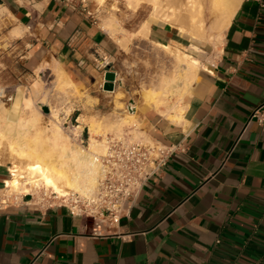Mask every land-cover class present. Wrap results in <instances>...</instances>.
Segmentation results:
<instances>
[{
    "label": "crops",
    "instance_id": "1",
    "mask_svg": "<svg viewBox=\"0 0 264 264\" xmlns=\"http://www.w3.org/2000/svg\"><path fill=\"white\" fill-rule=\"evenodd\" d=\"M96 14L86 0H0V59L29 73L54 65L88 87L121 50ZM179 30L153 24L148 40L190 46ZM202 49L181 118L129 100L143 139L182 149L116 228L93 236L85 217L27 196L0 209V264H264V124L250 120L264 109V0H242L217 45ZM9 173L0 165V185Z\"/></svg>",
    "mask_w": 264,
    "mask_h": 264
},
{
    "label": "rangeland",
    "instance_id": "2",
    "mask_svg": "<svg viewBox=\"0 0 264 264\" xmlns=\"http://www.w3.org/2000/svg\"><path fill=\"white\" fill-rule=\"evenodd\" d=\"M86 1L92 10L96 11L100 26L107 28V24L112 23L110 29H104L115 41L118 42V38H121L119 56L112 67L113 71H109L115 73V80L118 82L115 81L113 90H106L104 88L106 76L101 74L98 80L88 87L73 84L62 87L56 77L54 65L45 64V70L29 73L14 56L7 55V58L1 56L0 124L5 130L6 138L0 143V165L8 168L10 178L13 176L10 165L14 163L25 168L28 159L12 153L8 147L9 141L20 142L25 132L27 136L32 137L38 128L52 120L58 119L63 132L70 136L74 143L84 148L89 147L91 137L104 142L108 136L130 132L136 138L148 139L142 129V123L136 116L126 122L129 116L128 108L130 103H133H129V100H135L139 104L147 89H158L163 79L178 77V56L190 48L196 50L194 56L201 55L202 48L206 51L211 50L217 45L226 28L225 26L217 28V22L223 18V13L220 6L214 4V0H199L190 11H183L176 6L183 2L180 0L176 7L166 6L158 14L159 18L165 22L163 24H171L184 30L190 39L195 35L202 43L191 41L188 49L171 46L165 49L151 43L148 36L142 38L134 34L150 15L151 7H140L135 10L127 5L126 0H108L102 6L97 0ZM192 15L198 23H194ZM199 24L203 26L200 27ZM64 77L70 79L65 73ZM169 99L173 102L176 97L170 95ZM33 112H38L39 115L37 126L31 124ZM117 125H122V130L118 131L115 128ZM28 177L25 174L20 176L23 178L21 180ZM2 186L3 184L0 185ZM26 186L31 190L30 195L34 196V200L41 199L44 191L48 197L54 195L52 190H46L41 186L39 188L31 184ZM10 188L14 195H23L21 193L25 192L24 190L21 192L19 187Z\"/></svg>",
    "mask_w": 264,
    "mask_h": 264
},
{
    "label": "bare ground",
    "instance_id": "3",
    "mask_svg": "<svg viewBox=\"0 0 264 264\" xmlns=\"http://www.w3.org/2000/svg\"><path fill=\"white\" fill-rule=\"evenodd\" d=\"M107 1L108 0H97L100 6L104 5ZM179 1L180 0H126L127 5L135 10L140 7H151L152 9L148 18L143 21L138 31L134 33L135 36L145 38L148 36L153 24L165 23L159 18L158 14L161 13L166 6H175ZM182 1L183 2H180L176 6L183 9V11L193 10L194 3L199 2V0ZM241 1L242 0H214V4H218L223 13V18L217 22V28L220 29L229 24ZM192 19L195 21L194 15H192ZM201 22L202 20L199 21V23ZM194 23L198 22L195 21ZM111 24H107L108 29H110ZM202 26L200 25V27ZM179 31L185 34L183 32L184 30ZM191 41L202 43V40H198L195 35L191 36ZM119 42L120 40L118 43ZM161 45L165 49L170 48V45ZM188 48L189 47H187V49ZM194 53H196V50L190 48L186 53H182L183 55L178 56V77L163 79L160 88L147 89L144 92L142 97L147 104L155 107H158L160 104H162V106L168 104L176 113L171 118H181L180 115L183 109L181 102L185 94H187L192 87L201 63L199 58L193 55ZM56 73L58 82L62 87L73 84L71 79L64 77L65 72L62 69L57 67ZM170 95H174L176 100L171 102L169 99ZM134 109L135 103H130V107L128 108L129 116L126 118V122L133 119L135 116L136 111ZM57 120L45 123L43 127L38 128L32 137L27 136L25 132L20 142L14 140L9 141L8 147L12 153L14 152V154L28 159L25 168L14 163L10 165L13 176L7 179L5 183L10 191H13L10 187H19L21 192L24 190V193H27L30 189L26 185L31 184L33 187L39 188L41 186L46 188V190L50 189L61 196L72 191L79 192L83 195H91L95 192L98 179L102 174L103 167L100 157L106 152L105 143L107 139L103 142L91 137L89 147L84 148L74 143V141L70 139L71 137L63 132L60 121ZM38 123V112H33L31 124L37 126ZM79 127L80 126H77V128ZM121 127L122 125L115 126L118 131L122 130ZM5 138V130L0 124V143ZM24 174L29 177L26 178V180H21L23 178H20V176Z\"/></svg>",
    "mask_w": 264,
    "mask_h": 264
},
{
    "label": "built area",
    "instance_id": "4",
    "mask_svg": "<svg viewBox=\"0 0 264 264\" xmlns=\"http://www.w3.org/2000/svg\"><path fill=\"white\" fill-rule=\"evenodd\" d=\"M252 118L264 124L263 107L255 109L250 120ZM178 149L182 148L136 138L130 132L108 136L106 152L100 157L102 174L93 194L72 191L63 196L54 193L48 197L44 191L43 197L35 202L47 208L66 207L72 214L85 217L93 236L111 233L129 213L145 184L161 175L171 155ZM27 196L31 201L35 199L30 194L14 195L3 183L0 187V209L20 203Z\"/></svg>",
    "mask_w": 264,
    "mask_h": 264
},
{
    "label": "water",
    "instance_id": "5",
    "mask_svg": "<svg viewBox=\"0 0 264 264\" xmlns=\"http://www.w3.org/2000/svg\"><path fill=\"white\" fill-rule=\"evenodd\" d=\"M104 88L106 90H113L115 88V73L108 72L106 74Z\"/></svg>",
    "mask_w": 264,
    "mask_h": 264
}]
</instances>
